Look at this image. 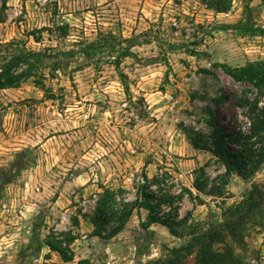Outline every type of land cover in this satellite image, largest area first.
Returning a JSON list of instances; mask_svg holds the SVG:
<instances>
[{"label": "rangeland", "instance_id": "rangeland-1", "mask_svg": "<svg viewBox=\"0 0 264 264\" xmlns=\"http://www.w3.org/2000/svg\"><path fill=\"white\" fill-rule=\"evenodd\" d=\"M2 1L0 42L17 38L54 56L43 59V85L30 77L0 89V264H145L178 246L182 240L160 224L151 225V238L141 231L142 208L114 237L92 235L95 195L100 186L120 187L132 200L142 174L168 172L178 189L191 186L199 167L210 177L222 172L187 133L210 131L209 107L217 122L247 127L236 100L251 97L254 88L221 65L264 60V37L234 26L249 16L264 27V0H229L221 12L209 7L214 0H6L4 9ZM62 23L69 25L66 37L54 30ZM42 26L49 28L39 33ZM81 39L101 49L85 56ZM125 46L128 56L120 53ZM220 94L225 99L215 105ZM85 176V183H75ZM252 182H264V164L247 179L232 174L224 201L201 195L203 203L194 204L185 196L180 214L191 210L193 220H219L220 208L239 201ZM28 206L35 210L25 217ZM247 224L241 255L246 264H264V209ZM75 233L72 261L45 245L48 234L66 240Z\"/></svg>", "mask_w": 264, "mask_h": 264}, {"label": "trees", "instance_id": "trees-1", "mask_svg": "<svg viewBox=\"0 0 264 264\" xmlns=\"http://www.w3.org/2000/svg\"><path fill=\"white\" fill-rule=\"evenodd\" d=\"M5 5L6 0H3L1 8L4 9ZM208 5L219 12L227 11L230 1L214 0ZM234 26L243 32L264 37V27L254 23L249 16L241 18ZM48 28L42 26L37 28V31L41 33ZM54 30L60 33L61 37H66L69 25L56 24ZM28 35L35 41L41 39V35L34 36V32H29ZM81 40L80 43L84 40L85 43L79 51L85 56L101 49L97 48L93 41ZM57 52L72 55L75 50ZM120 53L122 56L130 55L129 46L123 47ZM52 56L54 55L51 52L26 47L17 38L0 42V89L18 86L22 80L30 77L36 84L43 85L45 76L40 72V68L43 59ZM113 63L118 67L117 58ZM221 67L235 81H247L254 88L251 97L243 96L236 100V105L244 110L242 115L247 119V127L238 125L232 128L217 122L214 110L209 107V119L206 123L210 131L207 134L186 133L195 148H205L215 156L222 166V172L210 177L204 167H199L193 171L191 186L181 185L178 189L168 172L152 178L142 174L141 181L135 186V196L132 200L124 198V190L120 187L100 186L101 190L95 195L94 211L90 217L92 235L103 239L114 237L124 228L133 211L142 208L147 214L145 220L139 218V226L149 238L154 234L151 225L160 224L166 227L171 235L182 240L178 246L167 247L166 253L147 260L145 264H246L241 255V251L247 246L246 227L250 219L263 212L264 182H252L239 201L220 208L219 220L212 217L193 220L191 210L180 214V206L185 196L194 204L203 203L201 195L219 197L224 201L229 197L226 186L232 174L247 179L264 164V60L248 62L241 67L226 64ZM203 71L210 73L206 68H203ZM224 99L225 95L220 94L213 98L212 102L218 105ZM224 118L227 119L226 116ZM74 221V225H77L76 218ZM48 235L51 238L45 240V245L57 252L63 261H72L74 251L69 242L78 238L79 234H69L66 240H58L56 236ZM30 245L31 241L27 246ZM35 247L36 250L41 249L38 243ZM136 251L142 253L143 247L136 246Z\"/></svg>", "mask_w": 264, "mask_h": 264}, {"label": "clouds", "instance_id": "clouds-1", "mask_svg": "<svg viewBox=\"0 0 264 264\" xmlns=\"http://www.w3.org/2000/svg\"><path fill=\"white\" fill-rule=\"evenodd\" d=\"M68 39L69 40H73V39H76V37L75 36H69L68 37ZM104 91H109V89H104ZM116 91H119V88H117L116 89ZM91 98V97H90ZM115 98V97H114ZM119 99H123V94L121 93V95L118 97ZM105 115H107V114H105ZM98 154L97 153H93L92 155H89L88 157H86L85 159L88 161V162H91L92 160H94L95 158H96V156H97ZM92 171H94V169H91ZM86 180H87V177L85 176L84 178H78L76 181H75V183H78V184H83V183H85L86 182ZM34 210H35V207L34 206H28L27 207V209H26V211L22 214V215H24L25 217H27V216H29L30 214H32L33 212H34ZM15 237H13V239H14ZM5 244L7 245V246H11V240H6L5 241ZM45 251H47V249H45ZM152 257H156L157 255H158V252L157 251H155V250H153L152 251Z\"/></svg>", "mask_w": 264, "mask_h": 264}, {"label": "bare ground", "instance_id": "bare-ground-1", "mask_svg": "<svg viewBox=\"0 0 264 264\" xmlns=\"http://www.w3.org/2000/svg\"><path fill=\"white\" fill-rule=\"evenodd\" d=\"M219 120V119H218ZM221 122V121H220Z\"/></svg>", "mask_w": 264, "mask_h": 264}]
</instances>
